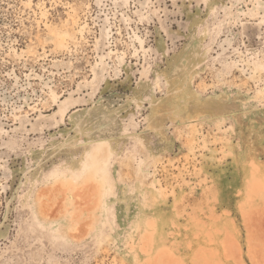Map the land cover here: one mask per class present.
I'll return each mask as SVG.
<instances>
[{"label":"rangeland","instance_id":"rangeland-1","mask_svg":"<svg viewBox=\"0 0 264 264\" xmlns=\"http://www.w3.org/2000/svg\"><path fill=\"white\" fill-rule=\"evenodd\" d=\"M0 264H264V0H0Z\"/></svg>","mask_w":264,"mask_h":264},{"label":"bare ground","instance_id":"bare-ground-1","mask_svg":"<svg viewBox=\"0 0 264 264\" xmlns=\"http://www.w3.org/2000/svg\"><path fill=\"white\" fill-rule=\"evenodd\" d=\"M67 109V106H65V108L63 109V111H65Z\"/></svg>","mask_w":264,"mask_h":264}]
</instances>
